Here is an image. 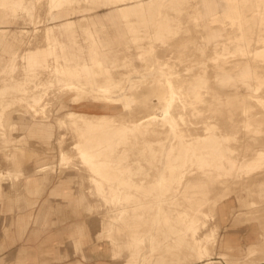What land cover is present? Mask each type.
I'll return each mask as SVG.
<instances>
[{
    "label": "rangeland",
    "instance_id": "rangeland-1",
    "mask_svg": "<svg viewBox=\"0 0 264 264\" xmlns=\"http://www.w3.org/2000/svg\"><path fill=\"white\" fill-rule=\"evenodd\" d=\"M56 1L55 7H52L44 21V28L49 37L48 40L41 43L48 51V54H45V63L50 67L49 71L51 70L49 73L53 82L51 89L61 88L62 81L63 84H73L75 86H72L73 90L70 91L71 94L77 95V99L73 103L69 94H66L63 101L69 106L67 111L72 113V117H67L66 110L57 114V101L52 100L53 93L50 90L49 95L45 96L47 101L45 111L51 118L50 120L56 117L65 124L75 120L77 125L83 128L81 118H97L99 116V110L86 111L77 107L79 103L101 99L97 93L95 95L90 89L109 83L88 54L91 51L88 48L90 45L88 38H91L88 34V31H91L88 18L103 16L111 10H115L120 13V22L124 30L119 35L120 43L116 47L110 45L111 47L108 48L106 41L101 44L96 38V45L99 44L98 50L103 65L111 70L114 79L124 80L126 88L122 90L123 94L138 98L139 101L152 89L151 83L148 84L146 81H150L153 77L161 78L160 75L164 73L172 78L177 75L174 79L175 85H178L179 80L185 82L183 91L188 90L189 96H193L196 92L206 94L205 103L195 104V110L190 108L186 110L188 117L184 130H187L189 135L202 134L203 122H215L219 126V131L230 135L227 145L241 151L236 158L237 162L231 176L229 175L227 178H215L214 176L206 179L193 178L189 181L199 182L197 183L198 187L194 188L195 192H187L185 189L183 192V187H180L176 193L172 189L166 195L161 196L152 192L154 190L152 182L161 165L163 145L168 142L167 138L159 130L146 131L145 140L135 139L133 136H140L142 133L129 134L131 136L129 142L121 144L117 151L130 148L124 163L131 168V173L125 177L134 182L142 180V185L146 190L136 188L123 190L122 194L127 192L133 196L126 200L122 198L124 195H121L122 205L123 203H125L124 206L130 205L123 207L122 210L109 203L116 201L115 197L107 194L102 198L98 195L95 184L84 181L79 194L85 195V200L97 208L87 210L84 214H81V211L77 214L68 211L69 218H77L82 215L88 220L90 226L84 225L90 233L93 232L94 242L105 243L108 241L116 247L128 246V253L124 258L119 259L116 255L110 254L115 258L111 259V264H151L156 257L168 260L171 264H198L199 258L216 264H264V202L262 203L259 198L264 195V164L261 169H255L246 174L247 159L241 158L245 147L243 143H238L240 135L256 130L257 132L254 131V133H257L259 137L258 144L264 149V106L257 103L254 107L249 108L247 110L248 123L245 125L244 121H240L244 118L241 109L245 105L243 102L245 95L230 90L237 88L236 82L243 80L240 73L242 63L251 59L239 55L236 51L237 45L243 44L246 29L250 36L249 49L255 50L260 46L261 39H264V0L259 1L258 6L255 4L251 8H244L241 0H231L232 5H238L243 13L240 27L237 23L238 19L234 18L235 21L232 22L228 16L230 15V6L227 0H179L177 3L168 1L160 11H154L140 21L135 14L124 12L120 7L128 2L142 4L144 0H126L123 5H119L115 0ZM87 11L89 12L86 13ZM213 12L215 14L210 16L209 13ZM55 13H61L62 17L52 20L51 17ZM6 17L4 28L0 31V57L6 58L5 61H10L11 52L16 51L17 69L10 76L3 68H0V74L3 75L0 79V88L3 85H10L13 80H25L22 70L29 71L30 68L35 67L31 66V61L26 57L33 44H27L25 40H22L26 35L25 21L15 11L12 14L8 13ZM69 17L78 19V24L82 25L76 27V31L85 46H81L75 38L72 39L71 35L66 34L70 22ZM151 17L153 19H150ZM113 19L115 20V18ZM111 20L103 21L106 23V32L114 31V26L108 24L111 23ZM157 33L161 34L162 40L157 39ZM11 36H14L13 39ZM20 37L21 40L18 39ZM11 39L13 40L12 44L8 43ZM215 42L220 43L216 49L213 47ZM225 46L232 53H225L223 49ZM82 48L86 49V53L80 58L76 51L82 50ZM106 51L111 53L110 57L106 56ZM216 53L223 54L222 57L227 58L214 63L212 58ZM1 60L3 61L2 58ZM83 60L91 71L86 75L87 78L93 79L90 80L92 82L90 84L87 79L83 78L85 76L82 73L75 77L62 72L67 67L81 72L80 66ZM3 63L5 62L3 61ZM233 63H240V65L232 67ZM88 68H86L87 72ZM139 70L145 76L143 81H140ZM232 70L233 72H231ZM203 80L205 81L203 82ZM248 82L253 84L251 80ZM79 86L86 87L90 93L82 95ZM257 96L264 98V83L258 90ZM0 97L1 106L7 105L13 99L17 101L20 95L13 89H7L4 94L1 93ZM16 104H11L9 106L11 108L7 106L5 113L0 115L4 126L0 134L4 132V137L12 138L10 141L0 138V159L4 164L1 168H11V171L16 175L14 178L16 183H22L27 176L34 172L33 167L40 165L47 166L45 171L47 177L57 176L61 173L60 180H62L64 169L62 170V163L59 164L60 147L56 142L46 153L33 140L20 141L19 138H16L15 135L20 134V131L24 129L19 121L21 116L17 112H25L24 107H18ZM121 104L129 107L126 101H122ZM157 105L159 103L152 104L146 101V106H143L145 112L140 109L138 112L137 108H133V106L131 107L133 109L124 115L128 117L132 113L136 117H140L151 112L158 113V109L152 108ZM13 114L15 115L13 116ZM125 117L119 116L116 119L121 121ZM153 126L154 129H158L155 123ZM24 132L22 131V133ZM232 136L236 140H233ZM221 142L225 144L223 140ZM175 145L177 142L173 140L170 144L172 147L169 150L170 157L174 163H179L180 159L176 152L178 149ZM3 147H6V156L2 151ZM19 148L22 149L19 150ZM41 155H45V157ZM67 162L68 169L81 168V163L75 157ZM139 165L144 167V171H138ZM193 165L188 160L184 163V168L189 169ZM178 171V166H175L170 177L171 181L177 177L174 172L176 174ZM38 174H42V172ZM99 177L105 179L100 175ZM100 178L95 177L96 180L103 181ZM1 183L4 185L11 183L13 186V181L8 179H4ZM166 183L172 185L171 182ZM198 194H202L201 198L197 197ZM170 195H174V202L169 203L162 200L164 201L163 211L167 210L170 214V222L173 228L178 231V235L169 231L173 229H170L160 217L155 219L160 213L153 200L164 199ZM28 197H31V194H28ZM126 202L130 203L126 204ZM1 207L2 203L0 202ZM123 212L121 219L118 220L117 217ZM178 215L181 216V219H178ZM242 219L250 237L241 233L239 239L243 244L238 243L241 245L240 250L233 251L228 247H233L236 244L228 241V232L240 225ZM97 227L98 229H96ZM187 227L191 228V231H197L198 234L193 236ZM106 228L108 234L101 235L102 233H100L98 235ZM48 229L46 228L44 231ZM146 230L152 236V240L148 243H145V238H143ZM54 237L56 236L47 235L45 240L52 244ZM148 245L150 249L147 248ZM51 248L55 249L53 246ZM30 250L32 252L31 248ZM11 263L13 264L14 261Z\"/></svg>",
    "mask_w": 264,
    "mask_h": 264
},
{
    "label": "bare ground",
    "instance_id": "bare-ground-1",
    "mask_svg": "<svg viewBox=\"0 0 264 264\" xmlns=\"http://www.w3.org/2000/svg\"><path fill=\"white\" fill-rule=\"evenodd\" d=\"M168 1L177 3L179 0H144L142 4L128 2V4L120 7V9L124 12L135 14L140 21L146 15H151L154 13V11H160ZM227 1L230 6V15L228 16L232 22L234 18L238 19L237 23L240 27L242 25L240 20L243 19V13L239 9L238 5H232L231 0ZM259 1L262 0H241V3L243 4L242 6L244 8H251L255 4L258 6L257 3ZM115 2H118L119 5H123L126 0H115ZM56 3V0H0V31H2L4 28L5 19L7 18L6 15L8 13L12 14L13 11L19 13L25 21L24 31L26 35L22 40H25L27 44H33V47L26 57L29 59V61H31V66H35L30 68L29 71L26 69L22 70V75L26 78L25 80H13L11 81L10 85H3L0 88V95L1 93L4 94L7 89H13L17 91L21 97H18V99L15 97L17 101L13 99V101H10L7 103V105H1L0 115L5 113V108L7 106L8 108H11L9 107L11 104L17 103L16 105H18V107L25 108V112H17V114L21 116L19 121L24 129L20 131V134L18 133L15 135L16 138H19L20 141L33 140L34 143L46 153L49 152V149L53 147L55 142L59 145V164L62 163L64 176L62 177V180H58L56 182L55 187L58 188L59 186H62L64 189V192L62 191L61 195L68 199V211L73 214H77L81 211V214H84V212L87 210L90 211L97 208L85 200V195L76 194L74 192L73 186L76 184V182L79 184V188H81V186L84 184V181H87L93 185L95 184L98 195H100L102 198H104V195L107 194L111 197H115L116 201L109 203L116 205L121 209L123 207L125 208L130 206H124L125 203L122 205L121 195H124L122 198L126 200H129L133 196L132 194H127V192L122 194L123 190L126 188L146 190V188L142 185V180L140 182H134L132 179L125 177L127 174L131 173V168L124 163L125 157L128 154V150H130V148L128 150L119 152L117 151L121 144H126L129 142V139H131L129 134H134L135 132L139 134L142 133L140 136L133 135L135 139L141 138L145 140L147 137V134L145 133L146 131L154 132L159 130L168 140V142L163 145L161 159L163 164L161 162V165L156 172V177L152 182V185L154 186V190L152 192H155V194L164 196L172 189L176 193L180 187H183V192L184 189L187 192H195L194 188L198 187L197 183L199 182L189 181L190 179H206L210 178L211 176H214L215 178H227V176H231V172L237 162L236 158L241 151H238L237 149L227 145V143L230 141L229 134L219 131V126L217 123L212 121H205L202 123V134L189 135L187 130H184L188 117V112L186 110L189 108L195 110V104H200L203 102L205 103L206 94L196 92L193 96H189L187 92L188 90L185 92L183 91L185 82L179 80L178 85H175L174 79L177 77V75L173 76L172 78L166 73L160 75L161 78L153 77V79L150 81H146L148 84L151 83L152 89L139 101L138 98L123 94L124 92L122 90L126 88L124 86V80H115L111 70L103 65L102 58H100L101 55L99 54L98 50L99 44L96 45V36L92 30L88 31V34L91 37L88 38L90 44L88 48L91 50L88 52V54H90L91 59L94 60L96 67L101 72H103L106 81L108 80L109 83L108 85H97L95 87L90 86V91H93L95 95L98 94L101 99L89 100L87 102L79 103L80 105L78 104L77 107L86 111L99 110L100 114L97 118H81L82 124L84 126L83 128H80L75 120H71L67 124L60 121L56 117L53 118V120H50L51 118L47 116L45 111V108H47L45 96L49 95L50 90H52L53 93L52 100L54 99L57 101V114L65 110L67 111L69 107L65 104L66 102H63L64 98H66V94H69L71 102L73 103L77 99V95L71 94L72 92L70 91L73 90L72 86H75L73 84H63L64 82L62 81V84H59L61 88L57 87L54 90L51 89L53 83L49 75L51 70L49 71L50 67L45 63V54H48V51H46L41 43L42 41L48 40L49 37L46 34L44 28V21L49 11L52 9V7H55ZM235 3H238V1H235ZM209 14L210 16H213L215 12ZM60 17H62L61 13H55L52 15L51 19L57 20ZM150 19H153V17ZM245 32L243 44L237 45L236 51L239 53V55L247 56L251 59L245 60L242 63L240 66V73L243 80L236 82L238 87L230 90L245 95V100L243 101L245 102V105L241 109L244 118L240 121H244L245 125H247V110L254 107L257 103L264 106V98L257 96L258 90L264 83V72H260L264 71V39H261L260 46L258 48L251 50L249 49L250 36L247 33V29ZM156 35L157 39L162 40L160 33H157ZM13 37L11 36L12 39ZM12 39L8 41V43L12 44ZM14 39L16 40L17 38ZM18 39L21 40V37ZM219 44L220 43L215 42L213 44L214 49L219 47ZM223 49L225 50V53H232L231 51H228L227 46H225ZM85 50L86 49L82 48V50L75 51L79 53L81 58L86 53ZM10 56L12 57L10 61H5L7 60L6 58L0 57V68H3L5 72L11 76L14 70L17 69L15 64L17 52L12 51ZM222 56L223 54L216 53L215 57L212 58L213 62L215 63L219 60L223 61L227 58ZM1 58L5 63H3ZM232 65V67H238L240 63H233ZM161 67L163 68L164 66ZM86 68H88V64L85 62V60H83L80 66V69H82L81 72L69 67L64 69L62 72L68 73L69 75L75 77L79 76V73H82V75L85 76L82 77L87 79V82L90 84L92 83L91 81L93 79L86 77L87 73L90 71L88 68L87 72ZM231 72H233V70ZM138 73L141 74V71L139 70ZM215 75L218 76L216 73ZM139 76L141 79L140 81L145 79L143 74ZM2 77L3 75L0 74V79ZM248 80L253 81V84L248 82ZM204 81L205 80H203V82ZM31 83L34 85L32 86ZM79 87L81 88L80 91L82 95L90 93L89 89L87 90L86 87ZM122 101L128 102L129 107L123 106L121 104ZM146 101H149L152 104L159 103L157 107H152L158 109V113L151 112L150 114L140 117H136V115L132 113H130L128 117L127 115H124L133 108H137L138 112V109H140L142 112H145V108L143 106H146ZM14 115L15 114H13V116ZM66 115L67 117H72V113L70 111H67ZM119 116H121V118L124 116L126 117L121 121H118L116 117ZM2 123L3 121L1 122L0 120V131L3 130L2 127L4 128ZM154 123L158 126V129H154ZM22 131L25 132L22 133ZM254 131L257 132L256 130ZM254 131L252 130L250 133L245 132L244 134L240 135L238 141V143H243V146L245 147L241 158L247 159V163L245 164L247 166V170L245 171L246 174L251 173L255 169H261L264 164V149L258 144L259 137L257 133H254ZM0 135L1 139H5L7 141L12 140V138H9L8 136L7 138L4 137V132H2ZM232 139L236 140L234 136H232ZM173 140L177 142L175 147L178 149L176 152L178 158L180 159L179 163H174V160L170 157L171 152H169V150L172 149L170 144ZM222 140L225 142V144L221 142ZM21 149L22 148H19V150ZM2 151L6 156V147H3ZM31 154L33 155V152ZM41 156L45 157V155ZM73 157L77 158L78 162L81 163V168H67L69 165L67 161ZM188 160L191 161V165H194L189 169H185L184 163ZM3 165L4 164L0 159V188L4 185L1 183L4 179L13 181V185L16 183L14 181L16 175L11 171V168H1ZM175 166H178L179 171L176 174L174 172V175L177 177L171 181L170 177L172 172L175 170ZM46 168V165L33 167L34 172L27 176L26 179L31 177H39L41 178V184L39 186H44L47 182V174L45 173ZM137 169L139 172L144 171V167L141 165H139ZM39 172H42V174H38ZM99 175L105 179L100 178ZM95 177H98L103 181H98L95 179ZM166 182H171L172 185L167 184ZM7 184L9 187L12 186L11 183ZM51 194L53 196L60 195V193H58L56 190H53ZM174 195H170V197H164V199L156 198L153 201L157 205L160 213L155 217V219H159L160 217L170 229H173L169 231L178 235V231L173 228L170 222V214L167 210L163 211L164 201L173 203ZM201 195L202 194H198L197 197L201 198ZM129 203L130 202H126V204ZM123 214L124 212L119 217H117V219H121ZM178 219H181L180 215H178ZM79 225L81 224H78L74 230L78 236L85 238L86 243L89 244V249L86 252L90 253L93 258H100L102 256H106L109 253H112L114 256L116 255L119 259L126 257L128 253V246L120 245L119 247H116L113 243L108 241L104 243L94 242V240H92L90 242V238L87 239V237L90 236L89 230L84 224L82 226ZM187 230L192 233L193 236L198 234V232L195 230L191 231V228L187 227ZM100 233H102L101 235L108 234L107 228L99 232L98 235H100ZM143 238H145V243H148L152 240V236L148 230H146L143 234ZM240 247L241 245L236 244L235 246L228 248L233 251H239ZM147 248H149V245ZM98 263L102 264L100 260ZM151 264L171 263L168 260L162 259L161 257H156ZM198 264L216 263L208 262L199 258Z\"/></svg>",
    "mask_w": 264,
    "mask_h": 264
},
{
    "label": "crops",
    "instance_id": "crops-1",
    "mask_svg": "<svg viewBox=\"0 0 264 264\" xmlns=\"http://www.w3.org/2000/svg\"><path fill=\"white\" fill-rule=\"evenodd\" d=\"M68 20L70 22L66 34L71 35L72 39L75 38L78 44L83 46L84 42L76 31V27L82 25L78 24L79 20L76 18L69 17ZM88 20L91 25L90 29L99 43L106 41L108 48L111 47L110 45L116 47L120 43L119 35L124 30L119 12L111 10L103 16L89 17ZM108 20H111L108 24L114 26L113 32H106L104 22ZM110 54L106 51L107 57H110ZM60 176L61 173L47 177V182L42 187L39 186L41 178L31 177L22 183H14L12 187L3 185L0 188V202L2 203L0 208V264H12L11 261H14L13 264H100L99 260L102 264H111V259H115L110 253L107 254L110 255L109 257L106 255L93 258L90 253L86 252L89 244L86 243L85 238L77 235L74 228L77 224H81L79 226L87 224L89 227L90 222L82 215L77 218L68 217V199L61 195L64 189L62 186L55 187L56 182L61 179ZM73 188L76 194L80 193L77 182ZM53 190L60 195L53 196L51 194ZM28 194H31V197H28ZM260 199L263 203L264 195L260 196ZM46 228L49 229L44 231ZM246 229L242 219L240 225L228 232V241L230 240L233 244H243L239 239L241 233L250 237ZM47 235L56 236L52 244L45 240ZM89 238L91 242L93 232L87 237Z\"/></svg>",
    "mask_w": 264,
    "mask_h": 264
}]
</instances>
